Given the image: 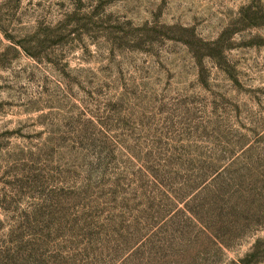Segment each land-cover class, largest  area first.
<instances>
[{"label":"rangeland","instance_id":"rangeland-1","mask_svg":"<svg viewBox=\"0 0 264 264\" xmlns=\"http://www.w3.org/2000/svg\"><path fill=\"white\" fill-rule=\"evenodd\" d=\"M0 264H264V0H0Z\"/></svg>","mask_w":264,"mask_h":264}]
</instances>
